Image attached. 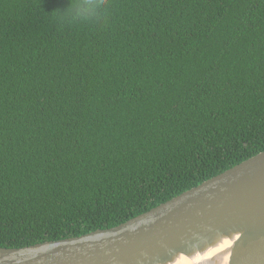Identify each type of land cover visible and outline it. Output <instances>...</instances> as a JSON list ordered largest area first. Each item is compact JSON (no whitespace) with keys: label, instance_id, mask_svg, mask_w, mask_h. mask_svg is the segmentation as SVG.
<instances>
[{"label":"trees","instance_id":"1","mask_svg":"<svg viewBox=\"0 0 264 264\" xmlns=\"http://www.w3.org/2000/svg\"><path fill=\"white\" fill-rule=\"evenodd\" d=\"M0 0V247L117 226L264 151V0Z\"/></svg>","mask_w":264,"mask_h":264},{"label":"water","instance_id":"2","mask_svg":"<svg viewBox=\"0 0 264 264\" xmlns=\"http://www.w3.org/2000/svg\"><path fill=\"white\" fill-rule=\"evenodd\" d=\"M264 264V151L117 226L19 248L0 264Z\"/></svg>","mask_w":264,"mask_h":264},{"label":"clouds","instance_id":"3","mask_svg":"<svg viewBox=\"0 0 264 264\" xmlns=\"http://www.w3.org/2000/svg\"><path fill=\"white\" fill-rule=\"evenodd\" d=\"M108 7V0H79L61 12L58 20L67 24L76 22L97 24L101 19V10H106Z\"/></svg>","mask_w":264,"mask_h":264},{"label":"bare ground","instance_id":"4","mask_svg":"<svg viewBox=\"0 0 264 264\" xmlns=\"http://www.w3.org/2000/svg\"><path fill=\"white\" fill-rule=\"evenodd\" d=\"M217 253V251H213L206 256H193L191 258L183 257L176 261L174 264H211L209 259ZM218 263V261H214V264Z\"/></svg>","mask_w":264,"mask_h":264}]
</instances>
